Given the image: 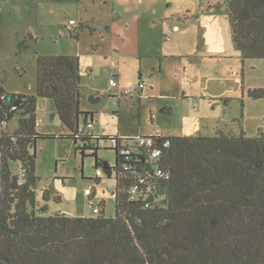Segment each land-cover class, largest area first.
Masks as SVG:
<instances>
[{
  "label": "trees",
  "instance_id": "trees-1",
  "mask_svg": "<svg viewBox=\"0 0 264 264\" xmlns=\"http://www.w3.org/2000/svg\"><path fill=\"white\" fill-rule=\"evenodd\" d=\"M227 2L242 59H264V0ZM36 62L35 94L16 93L7 104L0 85V264H264V129L255 137L244 131L167 136L161 155L167 177H154L131 199L145 169L140 163L125 171L122 162L130 161L117 154L114 166L98 157L100 139L119 136L89 127L95 118L81 108L79 55L37 53ZM39 97L53 100L66 130L59 137L73 139L84 157L95 156L97 169L107 164L120 171L113 216L106 215L105 199L95 216L50 214L47 189L38 202L37 140L58 136L38 129ZM16 115L18 125L9 131L6 123ZM12 162L20 163V173Z\"/></svg>",
  "mask_w": 264,
  "mask_h": 264
},
{
  "label": "rangeland",
  "instance_id": "rangeland-1",
  "mask_svg": "<svg viewBox=\"0 0 264 264\" xmlns=\"http://www.w3.org/2000/svg\"><path fill=\"white\" fill-rule=\"evenodd\" d=\"M70 19L96 30L84 27L79 44L65 27ZM109 22L119 30L108 33ZM29 31L34 40L20 48ZM36 52H79L81 108L93 111L100 136L159 128L166 136L244 131L255 137L264 129V59L243 60L235 48L227 0H0V79L8 91L36 93ZM140 80L145 87L125 96ZM37 118L41 133L58 135L37 140L38 202L47 189L50 214L95 216L105 199L106 215L113 216V186L107 175L95 183V156L84 157L73 139L59 137L66 130L53 100L38 98ZM18 121L16 115L6 128L12 131ZM99 144L98 157L113 165L111 142L102 138ZM11 164L20 173V163ZM90 185L91 201L85 193Z\"/></svg>",
  "mask_w": 264,
  "mask_h": 264
},
{
  "label": "built area",
  "instance_id": "built-area-1",
  "mask_svg": "<svg viewBox=\"0 0 264 264\" xmlns=\"http://www.w3.org/2000/svg\"><path fill=\"white\" fill-rule=\"evenodd\" d=\"M69 23L75 24L76 20L70 19ZM110 83L113 86L118 84L117 80L114 78L110 80ZM144 87L145 81L140 80L139 84L129 86L125 90L124 94L125 96H128L135 90L143 89ZM89 127L94 128V123L91 122ZM166 137L167 136L159 128H156L153 132L148 134H140L137 136H119L118 138L113 137L110 140L111 146L118 156L121 158L123 157L125 160L130 162L136 161L135 163L122 162V166L125 171H133V169L140 163L141 164L138 167L142 166L145 169L144 175H136L137 179L129 190L131 199H136L138 197V192L140 188L142 190L143 185L149 184V186H151L156 181L153 179L154 177H167L168 173L161 166L162 151L170 144L169 139H166ZM114 165L115 163L111 166ZM108 170L111 172V178L113 179L112 186L114 190L119 177L118 173L120 171L115 169L111 170L109 167ZM104 175H106L104 169H96L97 177H102ZM93 189V185H90L85 188V193L90 195L92 194ZM41 194H43V192H41ZM146 205L148 206L149 203H146Z\"/></svg>",
  "mask_w": 264,
  "mask_h": 264
},
{
  "label": "crops",
  "instance_id": "crops-1",
  "mask_svg": "<svg viewBox=\"0 0 264 264\" xmlns=\"http://www.w3.org/2000/svg\"><path fill=\"white\" fill-rule=\"evenodd\" d=\"M69 21H68V23L65 24V27H67L69 29V34L72 37L75 38V36L78 35V40L77 41H78L79 44L81 43V32H82V29L84 27L87 26V28H89V30H91V31H95L96 30L94 27H89V26H91V24H88V23L85 24V23H83L82 19H79L78 21H76L75 24H70ZM126 23H127V25H129L128 22H126ZM174 28L175 29H179V26L178 25H175ZM106 29H107V32L108 33L111 32V31L119 30V28L116 29L115 26H112L110 22L107 23ZM73 35H75V36H73ZM34 38L35 37L33 36V34H32L31 31L27 32V35L22 39V41H20V44H19L20 45V48H23V49L26 48L27 49L29 47V42L32 41V40H34ZM36 54H37V52H36ZM38 54H40V53H38ZM64 54H74V53H64ZM78 54H79V52H78ZM78 54H74V55H78ZM50 55H52V54H50ZM0 85H2V79H0ZM7 92H12V91H8L7 90ZM13 93H17V92H13ZM20 93H23V92H20ZM164 110H170V107L169 106H165Z\"/></svg>",
  "mask_w": 264,
  "mask_h": 264
},
{
  "label": "water",
  "instance_id": "water-1",
  "mask_svg": "<svg viewBox=\"0 0 264 264\" xmlns=\"http://www.w3.org/2000/svg\"><path fill=\"white\" fill-rule=\"evenodd\" d=\"M16 97V93H13V92H7L5 95H4V100L7 104H11L12 101L15 99ZM103 169L108 177V181H109V185L110 187H112V182H113V179L111 178V172L107 169V164H105V166H103Z\"/></svg>",
  "mask_w": 264,
  "mask_h": 264
},
{
  "label": "clouds",
  "instance_id": "clouds-1",
  "mask_svg": "<svg viewBox=\"0 0 264 264\" xmlns=\"http://www.w3.org/2000/svg\"><path fill=\"white\" fill-rule=\"evenodd\" d=\"M103 166H105V164H104ZM107 169H108V166H107ZM107 178H108V177H107Z\"/></svg>",
  "mask_w": 264,
  "mask_h": 264
}]
</instances>
